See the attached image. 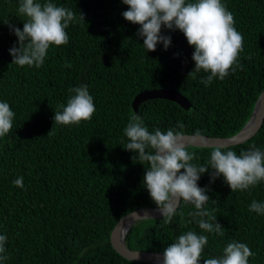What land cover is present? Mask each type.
<instances>
[{"label": "trees", "instance_id": "trees-1", "mask_svg": "<svg viewBox=\"0 0 264 264\" xmlns=\"http://www.w3.org/2000/svg\"><path fill=\"white\" fill-rule=\"evenodd\" d=\"M36 2L69 8L77 19L65 29L68 43L50 46L42 66L21 67L11 63L9 53L19 46L9 25L22 30L26 20L18 12L21 0H0V102H8L15 113L12 130L0 138V235L7 236L0 255L8 256L0 264H155L124 257L111 241L112 228L125 213L157 207L143 183L149 164L124 148L129 142L124 129L138 114L150 132L229 136L240 130L264 87V0H222L244 38L238 57L243 68L230 69L208 86L201 81L209 73L188 75L195 67L194 48L184 34L162 25L170 46L165 50L158 43L155 51H147L144 37L137 35L140 25L122 16L128 9L122 0ZM80 85H87L93 97L92 119L57 124L55 112ZM159 88L182 92L190 106L154 98L135 111L138 93ZM253 145L264 152V122L247 140L220 147L239 155ZM186 147L195 152L191 163L205 166L217 146ZM213 171L209 167L197 183L206 188L204 207L225 228L224 236L200 229L199 218L190 215L194 205L181 200L171 224L163 217L134 222L125 236L127 246L163 253L179 235L195 231L208 237L204 258L222 255L237 241L255 254L249 264H264V214L249 210L253 200L264 203V181L231 192L222 175L210 182ZM21 176L23 188L13 184Z\"/></svg>", "mask_w": 264, "mask_h": 264}, {"label": "clouds", "instance_id": "clouds-1", "mask_svg": "<svg viewBox=\"0 0 264 264\" xmlns=\"http://www.w3.org/2000/svg\"><path fill=\"white\" fill-rule=\"evenodd\" d=\"M122 3L128 5L122 16L140 25L137 35L144 37L143 46L147 51H155L158 43H162L165 50L170 46L171 37L161 34L162 25L183 33L187 43L194 48L191 58L195 67L188 75L195 79L196 73L201 70L209 73L201 81L205 86L213 78L223 80L230 69L235 72L237 68H243L238 63V57L243 51L244 38L234 27V16L222 0H194L188 3L186 0H122ZM18 12L26 20L22 30L9 25L19 45H13L9 53L11 63L21 67L42 66L50 46L68 43L65 29L77 19L69 8L52 2L41 4L36 0H21ZM79 19L84 21L82 13H79ZM70 92L74 95L70 96L66 105L60 106L62 111L55 112L54 121L60 125H73L91 120L96 108L87 85L70 89ZM14 117L9 103L0 102V138L12 130ZM177 124L183 129L182 123ZM124 135L129 141L124 148L137 152L134 159L141 164H149L143 183L165 224L172 223L179 202L183 200L194 205L195 211L190 215L199 218L196 223L200 229L224 236L225 228L204 207L209 201L206 188L199 187L197 183L209 167L214 170L210 173V182L222 175L231 192L247 190L264 181V152L255 145L239 155L231 149L224 151L217 146L211 152L209 164L201 166L191 163L195 152L187 150L182 131L168 129L162 132L155 129L150 132L141 117L133 114ZM13 184L23 188V177L16 178ZM249 210L264 214V203L253 200ZM6 241L7 236L0 235V254L6 251ZM207 244L206 235L188 231L164 249L162 264H200L201 258L203 264H249V257L255 255L246 243L232 241L223 248L222 255L204 258L203 250ZM7 259V255H0V261Z\"/></svg>", "mask_w": 264, "mask_h": 264}, {"label": "water", "instance_id": "water-1", "mask_svg": "<svg viewBox=\"0 0 264 264\" xmlns=\"http://www.w3.org/2000/svg\"><path fill=\"white\" fill-rule=\"evenodd\" d=\"M154 98H165L177 102L180 106L188 108L191 104L189 98L175 89H152L138 93L133 100V108L139 110L140 105ZM264 122V87L255 103L252 114L243 127L229 136H211L207 134L185 133L183 142L185 145L194 144L201 146L216 145L228 146L243 142L253 136ZM180 203V202H179ZM150 216V217H147ZM162 217L157 207L138 208L125 213L112 228L111 241L114 248L124 257L131 260H146L155 264H162L163 253L154 251L134 250L127 246L125 236L128 228L136 221L145 218ZM126 232L123 233V228ZM215 257V256H214Z\"/></svg>", "mask_w": 264, "mask_h": 264}, {"label": "bare ground", "instance_id": "bare-ground-1", "mask_svg": "<svg viewBox=\"0 0 264 264\" xmlns=\"http://www.w3.org/2000/svg\"><path fill=\"white\" fill-rule=\"evenodd\" d=\"M122 231H123V233H125L126 232V228L124 227Z\"/></svg>", "mask_w": 264, "mask_h": 264}]
</instances>
